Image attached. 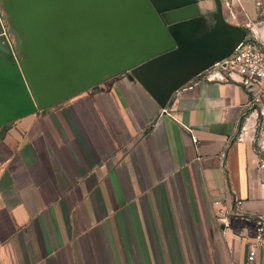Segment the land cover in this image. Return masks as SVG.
<instances>
[{
  "label": "crops",
  "instance_id": "crops-1",
  "mask_svg": "<svg viewBox=\"0 0 264 264\" xmlns=\"http://www.w3.org/2000/svg\"><path fill=\"white\" fill-rule=\"evenodd\" d=\"M149 2L173 41L202 42L198 62L231 40L216 0ZM220 2L232 26L257 17L256 0ZM14 40L0 24V264H244L245 217L264 221L248 90L194 78L163 109L128 72L103 73L8 121L20 111Z\"/></svg>",
  "mask_w": 264,
  "mask_h": 264
},
{
  "label": "water",
  "instance_id": "water-1",
  "mask_svg": "<svg viewBox=\"0 0 264 264\" xmlns=\"http://www.w3.org/2000/svg\"><path fill=\"white\" fill-rule=\"evenodd\" d=\"M42 1L49 11L47 22H43L47 32L58 27L62 40L47 60L45 53L36 50L38 60L26 59L32 54L30 50L21 49L20 59L16 54L21 72L13 81L18 79L20 87L12 88L11 107L20 111L8 121L79 93L103 73L128 72L129 78L139 81L164 109L177 90L232 55L247 37L245 29L224 21L221 2L216 0L218 22L231 40H218L226 49L198 62L192 57L197 48L203 49L202 42L173 41L149 0ZM8 8L9 0H5L6 14Z\"/></svg>",
  "mask_w": 264,
  "mask_h": 264
},
{
  "label": "built area",
  "instance_id": "built-area-1",
  "mask_svg": "<svg viewBox=\"0 0 264 264\" xmlns=\"http://www.w3.org/2000/svg\"><path fill=\"white\" fill-rule=\"evenodd\" d=\"M196 78L215 83H235L250 92L249 108L251 114L256 115V150L261 156L257 167L264 169V48L258 46L253 37L247 36L232 55L215 63ZM192 139L198 144L197 136H192ZM242 204L241 200H236L238 213H241ZM214 205L218 206L219 202ZM217 214L218 220L228 227L232 212L230 215L224 208H218ZM245 218L255 225L254 228L244 229V237L248 242L244 264H256L260 257L264 260V221L260 218Z\"/></svg>",
  "mask_w": 264,
  "mask_h": 264
},
{
  "label": "rangeland",
  "instance_id": "rangeland-1",
  "mask_svg": "<svg viewBox=\"0 0 264 264\" xmlns=\"http://www.w3.org/2000/svg\"><path fill=\"white\" fill-rule=\"evenodd\" d=\"M9 5L10 8L7 9L8 14L6 15L4 13L5 9L0 7V24L3 30L15 36L13 42L18 58L20 59V51L23 49L24 52L27 50L32 51V54L25 56L26 59L34 58V60H38V55L34 51L36 50L39 54L45 53V60H47L49 52L54 51L57 42L62 40V32L58 27H55L57 28L55 29L53 26H49L53 29L47 32L48 27L43 24V22H47L46 16L48 17L49 12L45 8L46 4L42 0H12V2L9 0ZM255 6L257 17H255L254 22L245 21V24L249 23L250 26H243L248 31V37H253L257 45L264 48V0H256ZM242 20L237 17L232 22L244 24L241 22ZM5 26L8 29H4Z\"/></svg>",
  "mask_w": 264,
  "mask_h": 264
}]
</instances>
